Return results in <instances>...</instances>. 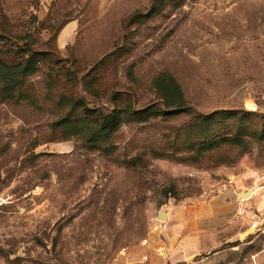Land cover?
<instances>
[{
  "label": "rangeland",
  "instance_id": "1",
  "mask_svg": "<svg viewBox=\"0 0 264 264\" xmlns=\"http://www.w3.org/2000/svg\"><path fill=\"white\" fill-rule=\"evenodd\" d=\"M39 1L0 0V58L21 60L24 43L51 54L25 98L0 82V262L264 264V208L236 193L221 198L229 220L217 241L208 234L201 252L174 246L183 211L264 183V0H163L153 14L156 0H53L42 19ZM74 16L70 39H59ZM161 73L190 111L171 112L154 83ZM62 96L95 113L144 114H124L93 147L58 124L71 111ZM226 110L211 134L195 129ZM220 132L229 140L207 147Z\"/></svg>",
  "mask_w": 264,
  "mask_h": 264
},
{
  "label": "trees",
  "instance_id": "2",
  "mask_svg": "<svg viewBox=\"0 0 264 264\" xmlns=\"http://www.w3.org/2000/svg\"><path fill=\"white\" fill-rule=\"evenodd\" d=\"M163 0H156L151 7L149 14H153L162 5ZM144 17L140 13L133 14L127 20L133 22L136 18ZM1 37V36H0ZM23 57L19 61L7 62V60L0 58V82L3 83L5 89L16 91L18 99L25 98L23 92L27 79L31 75L39 71V63L48 59L50 54L49 50H34L27 43L22 45ZM73 72H70L72 74ZM155 85L161 90L162 96L165 99L167 106L177 107L173 113L182 112L183 107L185 111H190V107L186 106V100L183 90L176 81V79L168 73H161L154 79ZM10 96V95H7ZM27 96V95H26ZM61 103L71 106V111L62 116L58 123L66 131L67 134H77L82 136L89 146L97 147L103 146L106 143L111 132H113L119 124L123 121L124 114L133 112L134 115H143L144 111H137L131 106L126 107L123 111L114 108L109 113H95L92 109L87 107L85 100L82 97L71 98L68 96L61 97ZM80 109L81 111H78ZM133 110V111H130ZM146 112V110H145ZM228 110L220 112H213L212 114L203 116L200 124L195 125V129L205 127V133L202 135L211 134L209 130V122L213 121L218 114H229ZM191 127V125H190ZM190 127L186 128L187 136L190 139ZM264 130V129H263ZM198 137H202L201 135ZM225 134L220 132L211 137L205 144L207 147L212 148L224 143ZM221 138V139H219ZM229 140V139H228ZM232 141L234 139H231ZM204 144V142H202ZM195 146V145H194Z\"/></svg>",
  "mask_w": 264,
  "mask_h": 264
},
{
  "label": "crops",
  "instance_id": "3",
  "mask_svg": "<svg viewBox=\"0 0 264 264\" xmlns=\"http://www.w3.org/2000/svg\"><path fill=\"white\" fill-rule=\"evenodd\" d=\"M53 0H40L38 9L34 11L39 13V19H42L46 13H48ZM41 9V10H40ZM79 18L74 16L69 19L63 26L59 33V39H70L69 36L77 28ZM252 192L244 205L256 206L257 208H264V183L261 181L255 182V185L251 186ZM239 188L238 184L233 185L231 189L227 190L224 195H217L214 197L212 204L209 207H200L198 209H191L183 211L185 216L184 222L179 224L177 232L179 234L177 241L175 242L178 248H195L198 252L204 250L207 246L208 234L212 235L215 241L218 240L219 225H223L229 220V213L227 211L228 203L223 204L222 199L227 196L236 193L235 200H239L240 192L245 191ZM248 189V188H247ZM246 189V190H247ZM248 203V204H247ZM246 207V206H245ZM193 212V215H191ZM171 217V213L168 212V218ZM169 255V254H168ZM171 255V253H170ZM0 264H5L0 262Z\"/></svg>",
  "mask_w": 264,
  "mask_h": 264
},
{
  "label": "water",
  "instance_id": "4",
  "mask_svg": "<svg viewBox=\"0 0 264 264\" xmlns=\"http://www.w3.org/2000/svg\"><path fill=\"white\" fill-rule=\"evenodd\" d=\"M251 192H252V188H248V189L245 190V191H241V192H240L239 199H242V197H250ZM157 216H158L159 218L167 219V218H168V213H167V211H165V210L162 209V210H160V211L157 213ZM253 228H254V227H251V228L247 229L246 231L240 233L239 236H240V237H243V236H245V235H248V234L250 233V231L253 230Z\"/></svg>",
  "mask_w": 264,
  "mask_h": 264
},
{
  "label": "built area",
  "instance_id": "5",
  "mask_svg": "<svg viewBox=\"0 0 264 264\" xmlns=\"http://www.w3.org/2000/svg\"><path fill=\"white\" fill-rule=\"evenodd\" d=\"M247 212H248V209L247 208H245V207H242L241 208V213L242 214L247 213ZM261 246H262V249H264V238L261 241Z\"/></svg>",
  "mask_w": 264,
  "mask_h": 264
},
{
  "label": "bare ground",
  "instance_id": "6",
  "mask_svg": "<svg viewBox=\"0 0 264 264\" xmlns=\"http://www.w3.org/2000/svg\"><path fill=\"white\" fill-rule=\"evenodd\" d=\"M253 227H254V228H253V230H254V229L256 228V226L254 225Z\"/></svg>",
  "mask_w": 264,
  "mask_h": 264
}]
</instances>
